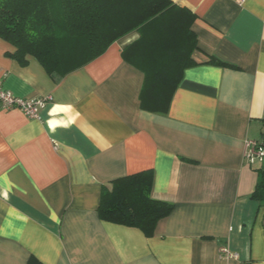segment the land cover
Masks as SVG:
<instances>
[{"label":"crops","instance_id":"obj_1","mask_svg":"<svg viewBox=\"0 0 264 264\" xmlns=\"http://www.w3.org/2000/svg\"><path fill=\"white\" fill-rule=\"evenodd\" d=\"M171 1L195 16L198 65L166 115L141 108L145 75L122 55L136 31L63 78L0 39V85L53 98L40 121L0 108V264H264L261 164L245 157L264 143V0ZM146 170L174 206L150 238L98 213L103 187Z\"/></svg>","mask_w":264,"mask_h":264},{"label":"trees","instance_id":"obj_2","mask_svg":"<svg viewBox=\"0 0 264 264\" xmlns=\"http://www.w3.org/2000/svg\"><path fill=\"white\" fill-rule=\"evenodd\" d=\"M194 20L189 10L171 0H0V39L15 48L7 57L25 66L31 56L53 78L85 67L120 38L138 32L140 38L122 55L145 75L141 108L163 115L185 71L198 65L192 59L197 49ZM209 64L233 67L216 58ZM153 176L146 170L103 187L101 220L152 237L159 221L174 209L152 197ZM251 198L264 208V162Z\"/></svg>","mask_w":264,"mask_h":264},{"label":"built area","instance_id":"obj_3","mask_svg":"<svg viewBox=\"0 0 264 264\" xmlns=\"http://www.w3.org/2000/svg\"><path fill=\"white\" fill-rule=\"evenodd\" d=\"M242 2L243 0H239ZM53 98L51 96L41 99H25L15 96L12 92L6 90L0 85V108L2 110H19L27 118L33 120H42V111L50 103ZM245 157L249 163L254 164L264 162V147L258 141H247L245 145ZM222 253H228L227 249L223 248Z\"/></svg>","mask_w":264,"mask_h":264}]
</instances>
